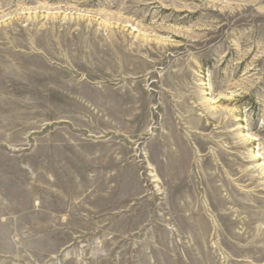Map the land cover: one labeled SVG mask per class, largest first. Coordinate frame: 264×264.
<instances>
[{"label": "rangeland", "instance_id": "374dc122", "mask_svg": "<svg viewBox=\"0 0 264 264\" xmlns=\"http://www.w3.org/2000/svg\"><path fill=\"white\" fill-rule=\"evenodd\" d=\"M0 264H264V0H0Z\"/></svg>", "mask_w": 264, "mask_h": 264}]
</instances>
